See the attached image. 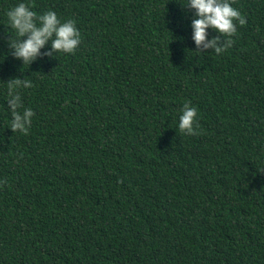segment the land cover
Masks as SVG:
<instances>
[{
  "label": "trees",
  "instance_id": "16d2710c",
  "mask_svg": "<svg viewBox=\"0 0 264 264\" xmlns=\"http://www.w3.org/2000/svg\"><path fill=\"white\" fill-rule=\"evenodd\" d=\"M18 2L0 0V264H264V0H230L245 23L220 54L192 41L186 0H24L80 33L29 64ZM12 78L32 82L26 133Z\"/></svg>",
  "mask_w": 264,
  "mask_h": 264
},
{
  "label": "clouds",
  "instance_id": "9594fccd",
  "mask_svg": "<svg viewBox=\"0 0 264 264\" xmlns=\"http://www.w3.org/2000/svg\"><path fill=\"white\" fill-rule=\"evenodd\" d=\"M194 10L191 20V38L199 48L212 49L216 54L222 53L231 46L232 41L225 39L223 44L218 42L221 35L232 36L236 31L234 20L240 25L245 23L241 13L232 6L230 0H186L185 6ZM8 25L15 31L17 39L10 40L12 55L21 60L22 64L31 63L39 54V50L51 42V51L57 53H72L80 43V33L73 20L61 22L54 11L37 14L31 7L19 0L5 13ZM217 33V37L207 39L208 31ZM23 37V39H21ZM50 53H45L48 55ZM7 109L10 112V129L26 133L32 122L34 112L29 107H22L21 94L18 90L32 87L30 80L12 78L6 82ZM197 109L185 103L180 110L178 130L194 135V124Z\"/></svg>",
  "mask_w": 264,
  "mask_h": 264
}]
</instances>
